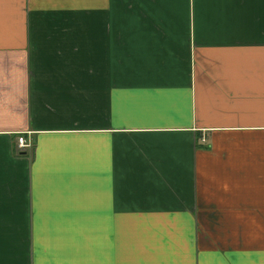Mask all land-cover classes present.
Listing matches in <instances>:
<instances>
[{
	"label": "crops",
	"instance_id": "0c3cea01",
	"mask_svg": "<svg viewBox=\"0 0 264 264\" xmlns=\"http://www.w3.org/2000/svg\"><path fill=\"white\" fill-rule=\"evenodd\" d=\"M0 264H264V0H0Z\"/></svg>",
	"mask_w": 264,
	"mask_h": 264
},
{
	"label": "rangeland",
	"instance_id": "374dc122",
	"mask_svg": "<svg viewBox=\"0 0 264 264\" xmlns=\"http://www.w3.org/2000/svg\"><path fill=\"white\" fill-rule=\"evenodd\" d=\"M249 138H251L250 139L251 143L253 142V140H255V142H256V136H252V137L250 136ZM25 140H26V144H27L28 147L26 149H24V150L31 151L32 148H33V139L30 136L26 135ZM257 152H258V150H257L256 144L255 145L251 144V147H250V150H249L250 162H256L257 161V158H258L257 157V155H258ZM253 165H256V163H254ZM258 167L257 166L251 167V169H253L251 171V173H250V178L251 179H256V175H257L256 170H257ZM250 186H251V190L260 189V187H258L259 186L258 183H251Z\"/></svg>",
	"mask_w": 264,
	"mask_h": 264
},
{
	"label": "built area",
	"instance_id": "2783aa9c",
	"mask_svg": "<svg viewBox=\"0 0 264 264\" xmlns=\"http://www.w3.org/2000/svg\"><path fill=\"white\" fill-rule=\"evenodd\" d=\"M17 146L20 150H24L28 147L26 144V140L23 136L17 138Z\"/></svg>",
	"mask_w": 264,
	"mask_h": 264
}]
</instances>
